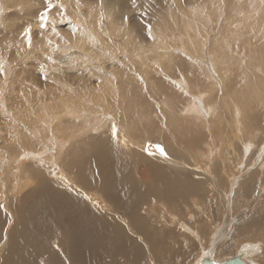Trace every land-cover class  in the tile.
Returning a JSON list of instances; mask_svg holds the SVG:
<instances>
[{
    "label": "bare ground",
    "instance_id": "bare-ground-1",
    "mask_svg": "<svg viewBox=\"0 0 264 264\" xmlns=\"http://www.w3.org/2000/svg\"><path fill=\"white\" fill-rule=\"evenodd\" d=\"M205 1L208 6L206 14L198 11L200 9L198 2H191V0L168 2L166 14L161 13V15H165L162 20L169 23L172 30L164 33L166 26L163 24V29L159 34L160 40L156 45L149 47L141 41L143 47L151 52V59L147 60L142 59L145 56L144 52L136 48L139 36L133 25L128 19L125 21L124 18L128 13L134 12L133 21L139 22L140 15L138 12L144 11L150 0H137L135 8L132 7L130 0H105L103 16L109 23V29L104 32L100 31L97 42L92 44L93 52L91 54L103 59H112L109 53H112L115 44H120L121 46H119L123 50L117 47L134 59H119V61H124V64L121 61L113 69V72H108L103 68L97 73L91 69L86 71L89 74L88 78L97 76L98 84L105 89V93L100 99L103 102L113 100L112 111L122 110L127 106V109L120 111V113L112 112L115 119H112L111 122L103 120L105 124L101 125L111 128L113 132L109 134L105 130L103 137L113 139L119 150L125 153V157L127 154L128 157L138 155L140 159L133 161L128 158L125 166L126 175H123V169L120 171L123 173H119L122 177L109 179V181L117 180L120 182L121 186L118 187H110L109 181L102 178V171L93 173L88 181L81 180V182L86 183L82 184L80 179L78 181L67 180L65 177L70 174H64L65 170L59 171L60 174L65 175L59 178L54 177V173L52 176L47 175L44 171L49 169L37 164V181L42 179L41 185H34L27 193H22L26 186L21 188L23 191L17 193L12 192L11 187H8L6 191L0 188V205H3L0 208V264H150L146 261L147 258L152 261V264H177L179 256L182 255L181 248L167 244L168 240H171V243L176 242L172 240L174 236L167 230L155 226V228H150L149 236L147 233L150 223L165 219L168 213L172 215V211L178 206L193 209L192 195H196L199 190L205 192V188L209 186L217 187L220 183L226 185L229 180V171L224 168V162L227 164V159L223 162L222 157H217L219 155V152L216 151L218 145L197 148L196 151L201 157L200 160L191 155L195 165L197 162H202V167L195 169V167L190 168L188 165L180 163L179 167L171 168L167 164L170 163L173 166L179 163L174 160L178 153L173 149V142L181 141V135H188L196 125L200 128L207 127L209 132L211 131V134L197 131L200 136L195 143H199L209 134L210 136L214 134L219 139L222 133L227 137V141L228 139L230 141L228 136L230 133L242 140L243 136L248 137L242 124L248 122L257 124L258 118H260L259 125L264 124V116L258 115L255 118H249L246 115V110L249 113L258 108L252 107V104L264 105V92L261 94L260 100L257 97L251 98L250 84L246 83L244 89H239L238 93L227 94L222 86L225 79L220 78L221 83L213 74L210 76L206 67L208 63L203 60L206 39L211 30L218 29V27L220 34L210 48V55L218 56L215 62L218 68L226 66V59H235L228 53V45L244 48L253 42L248 40L249 37L257 39L262 37L264 35L262 32L264 31V0ZM71 13L77 14L78 11L73 9L67 15L71 17ZM95 14L96 17L90 15V20H96L93 28L97 29L102 19L101 14ZM222 18H224V22L220 25ZM246 19H253L254 21L247 24ZM254 23L259 31L257 33L252 32L250 27ZM175 32H177L176 36L181 43V47L177 50L184 55H176L177 59H189L192 66L202 69V77L198 75L197 71L192 72L191 69L195 68L191 65H187L190 75L183 70L173 68L176 62L169 54L168 44L165 42L164 36L174 35ZM186 48L187 51H185ZM115 50L117 49L115 48ZM259 68L264 80V60L261 66L255 70L258 71ZM131 77L135 79L132 82L129 81ZM153 79L165 81L167 87L178 94L177 104H172L166 96L159 97L161 103H158L156 107H153L151 98L152 107L150 108H144L134 101L132 96L136 88H143L142 83L152 86ZM223 84L225 85V83ZM252 84L253 81H251ZM108 87L111 88V92ZM72 95L75 94L67 92L65 97ZM235 95L236 99L234 98ZM116 98H119L121 103H118ZM65 101L67 99L60 100L62 104ZM75 103L78 106V112L75 110L68 114L72 124L83 118L81 110L85 108L83 101L77 100ZM137 117L141 121L140 125ZM46 118V116H41L24 121L43 138L49 131L48 126L50 125L47 121H42ZM227 120L229 121L228 129L225 128ZM190 124L192 125L190 126ZM90 125L86 123L85 126L90 127ZM220 126H222L221 133L219 131ZM61 127H64L63 122H61ZM79 127L80 124L76 126V128ZM121 127L125 129L126 135L122 132ZM38 128H41V133L36 130ZM64 130L60 132V135L68 142L78 132L73 127L64 128ZM103 137L100 133L91 135V138ZM124 137L128 141L127 143ZM148 138L153 140L154 149L148 146ZM21 139L29 141L25 129H20L14 138V142L19 143ZM185 143L191 144V142ZM140 145L142 148L145 147L146 154L143 153ZM221 145L220 143V147L223 148ZM248 148L249 145H243L245 154L248 153ZM12 150L19 152L21 147L18 146ZM11 157L16 162L20 161V157ZM117 160L119 161V159ZM26 165L27 161H22L18 168L29 179L30 175ZM214 165L219 168L217 181V178L209 170ZM250 172H254L255 183L264 184V176L262 179L259 178L260 174L264 175V168ZM30 182L31 178L25 183ZM7 192L11 194V197H7ZM254 192L255 185L250 186L247 182H242L232 193L235 195L240 193L253 195ZM32 196H35V199L29 198ZM92 196L100 197L99 206L101 209L93 203ZM221 196L225 197L223 193ZM245 199L249 200L250 197ZM230 204H228L226 219L239 206V201L235 198L230 201ZM195 207H197L196 204ZM242 214L243 212L240 213V215ZM240 215L238 214L236 217L238 218ZM175 216H171L173 217L172 221L178 220L175 219ZM189 216H191L189 218L195 217L197 224L198 222L204 224L206 221L205 216L202 217L196 212ZM249 219H251L250 226L254 234L243 229L247 219L235 226L237 234H234L232 238L241 239L240 237H242L244 238L242 240H258L260 238L264 241V233H256L257 229L264 228V208L251 212ZM145 222L146 226L142 228L141 225ZM228 226L225 230L227 234L229 232ZM193 229L196 230L195 227ZM171 231L173 230L171 229ZM140 238L144 242H141ZM144 245L150 248L149 255L146 254ZM249 245H242L239 242L236 254L244 250V246ZM227 246L229 244H222L221 247L216 244L214 253L210 254L209 258L211 255L225 254L224 252L228 249ZM251 246H255L254 242ZM204 249L203 251H206ZM202 253L207 254V252ZM244 258L242 260L245 262V259H248L245 262L248 264H264V247L261 248L260 255L254 259L251 254L248 258Z\"/></svg>",
    "mask_w": 264,
    "mask_h": 264
},
{
    "label": "rangeland",
    "instance_id": "rangeland-1",
    "mask_svg": "<svg viewBox=\"0 0 264 264\" xmlns=\"http://www.w3.org/2000/svg\"><path fill=\"white\" fill-rule=\"evenodd\" d=\"M168 2H173V0H163L161 2L159 0H150L145 10L138 12L140 20L137 23L133 21L134 12L127 14V19L139 36L136 48L144 52L145 55L144 58L142 56H139V58L151 59L150 50L147 51L143 47V44L149 47L158 44L163 24L166 26L164 33L172 30L169 23L162 20L165 15H161V13L166 14ZM191 2H198L200 4L198 11L204 14L208 12L205 0H191ZM51 3L54 7L47 12V26L41 30L38 18L40 13L44 12L47 8L44 0H0V64L3 65V75H0V188L6 191L8 187H11L14 193L23 191L21 188L24 186L27 189L25 188L22 193L29 192L34 185H41L42 179H38L37 181V164L49 169L44 171L45 174L52 176L54 173V177L58 178L68 173L70 175L65 177L67 180L78 181L80 179V182L81 180L88 181V179H91L93 173L102 171V178L109 181L112 178L117 179L122 177L119 173H123L120 172L123 169V175H126L127 169L125 166L128 158L133 161L140 159L138 155L128 157L127 154L125 157V153L119 150L113 139L103 137L105 130L109 134L113 133L111 128L101 125L105 124L103 120L111 122L112 119H115L112 112L120 113V111L127 109V106L122 110L112 111L113 100L103 102L100 99V97H103L105 89L98 84L97 76L88 78L89 74L86 71L87 69H91V71L97 73L103 68V70L113 72V69L122 61H119V59H134L126 55L125 51H122L123 48L120 47V44H115L112 53H109L112 59H103L97 57L95 54H91L93 52L92 44L97 42L100 31L104 32L109 29V23L103 16L105 12V0H79V7H77V0H51ZM60 5H63V9H61ZM71 9H77L78 13H71L70 17L67 13L72 11ZM95 13L101 14L102 19L97 29L93 28L96 20H90V15L96 17ZM253 21V19L245 20L247 24H251ZM223 22L224 18L220 19L219 24L222 25ZM28 26L32 28L31 48L28 47L22 36L24 29ZM250 27L252 28V32H259L255 23L253 26L250 25ZM218 29L220 30L219 27ZM218 29L211 30L206 39V46H204L203 60L208 63L206 67L210 76L213 74L218 82L221 83L220 78L225 79V82H223L225 85L222 83V86L224 92L227 94L237 92L239 89L243 90L244 85L249 83L252 93L251 98L257 97L260 100V96L264 92V80L262 79L260 68L258 71L255 69L260 67L264 60V35L258 39L249 37L248 40H252L253 42L248 47L236 48L228 45V53L235 59H226V66L218 68L215 65L218 56L210 55V48L217 41L220 34ZM177 32L174 35L164 36V40L168 44L171 58L176 62L173 68L188 73L189 68L187 65L192 66L189 59H177L176 57V55L184 56L181 51L177 50L181 47L180 40L176 36ZM185 51H187V48ZM122 63L124 64V61ZM194 68L196 70L191 69L192 72L195 73L197 71L198 75L202 77V69ZM188 75L190 74L188 73ZM134 80L131 77L129 81L132 82ZM251 81H253L252 85ZM142 86L143 88H136L132 96L138 105L150 108L153 104V107H156L158 103H161L160 96H166L172 104H177L178 94L171 91L165 81L153 79L152 86H149V84L144 85V83H142ZM108 88L111 92V88ZM67 92H73L75 95L65 97ZM151 98L152 104L150 102ZM234 98L236 99V95ZM61 99H67V101L62 104L60 102ZM77 100L85 103V108L81 110L83 118L72 124L68 114L75 110L78 112V106L75 103ZM116 101L121 103L119 98H116ZM251 106L258 108L254 112L249 113L246 110V115L249 118H255L258 115L264 116L263 104H259L258 106L252 104ZM41 116H46L47 118L42 121H47L50 124L48 126L49 131L43 138L24 121ZM60 116L63 117L60 118ZM49 117H51V120H49ZM137 119L140 125L141 121H139L138 117ZM259 120L260 118L257 119V124L254 122L242 124L248 134L247 138L243 136L241 140V138H236L230 133L228 135L230 141L229 139L228 141L232 143L227 141V137L223 133L219 136V140L214 134L210 136L211 131L209 132L207 127L200 128L197 125L188 135H181V141L173 142V149L178 153V156L174 160L179 163L173 166L170 163L167 164L171 168L179 167L180 163L188 165L190 168L195 167V169H197L196 167H202V162V164L197 162V166L195 165L191 155L200 160L201 157L196 151L197 148L218 145L219 147L216 151L219 152V155L217 157H222L223 162L227 159V164L224 162V168L229 171V180L226 182V185L220 183L217 187L209 186L205 188V192L199 190L196 192L198 195H192L193 209L178 206L180 210L178 207L174 208L172 215L168 213L165 219L150 223L149 232L147 233L149 236L150 228L155 227L167 230L174 236L172 240L176 242L171 243V240H168L167 244L181 248L182 255L179 256L177 264L200 263L202 258L209 257L210 254L214 253V246L216 244L219 247L222 244H229L227 246L229 251L227 252L228 249H226L225 254L211 255L210 258L214 261H223L237 255V245L239 242L242 245L250 244L249 246H244V250L246 251L245 258H248L250 254L253 259L260 255V250L264 247V241L260 238L258 240H242L244 239L242 237H240L241 239L232 238L234 234H237L235 226L247 219L248 221L243 229L254 234L250 226L251 219H249V216L254 210L264 208V184L255 183L253 178L254 172H250L256 169L263 170L264 168V124L260 126ZM61 122H63L64 127H61ZM85 122L91 124L90 127L85 126ZM79 124L80 127L76 128ZM228 125L229 121L227 120L226 129H228ZM44 126L43 128L46 130ZM68 127L78 130L75 137L71 138L69 142L60 135V132L65 131L64 128ZM221 127H219L220 133ZM19 128L25 129L29 141L21 139L19 143L14 142V138L20 131ZM36 130L41 133V128ZM121 130L126 135L123 127H121ZM197 131L202 133L209 132L210 134L199 143H195L196 139L200 136ZM97 133H100L104 139L91 138V135ZM207 138L208 140H206ZM124 140L126 141L125 137ZM184 141L191 142V144H186ZM220 143L223 148L220 147ZM243 145H249L248 153L246 152V154L243 151ZM18 146L21 147V150L14 152L12 149ZM140 146L142 148V145ZM148 146L152 149L155 148L151 138H148ZM142 151L144 154L147 152L145 147L142 148ZM11 156L20 157V161H14ZM22 161H27L26 168L31 178L30 183H25L30 178L28 179L24 172L18 168V165ZM237 164H240V166H237ZM63 170H65L64 174H60L59 171ZM209 170L217 178V181L219 177H217L219 174L218 166L214 165ZM263 176V174H260L259 178L262 179ZM242 182H247L250 186L255 185L253 195L249 193L235 195L232 193ZM81 183L86 184L85 182ZM109 185L110 187H118L121 186V183L117 180H111L109 181ZM76 187L78 186L76 185ZM222 193L225 197L221 196ZM6 195L7 197H11L9 192ZM197 196H199L198 199ZM246 197H250V199L246 200ZM29 198L35 199V196ZM235 198L238 199L239 206L226 219L228 204ZM92 199L93 203L101 209V206H99L100 197L92 196ZM195 204L197 207H195ZM230 207L232 208L231 204ZM196 208L199 209L197 210ZM223 209L225 210L223 211ZM195 212L202 217L205 216L206 221L204 224L195 223L197 222L195 217L189 218L191 217L189 215H194ZM242 212L243 214L240 215ZM238 214L240 217L237 218ZM173 215H176L175 219L178 220L172 221L173 217L171 216ZM156 217L158 218V216ZM195 224L197 225L194 226ZM141 226L144 228L146 222ZM227 226L229 227L228 234L225 231ZM256 233H264V228L257 229ZM140 241L144 242L141 238ZM253 242L255 246L252 247L251 244ZM145 245L147 244L145 243ZM145 245L144 249L146 254L149 255L151 250ZM211 245H213L212 248ZM203 249L206 251H203ZM202 252H207V254H203ZM245 260L247 261L248 259ZM146 261L152 264V261L148 260V258Z\"/></svg>",
    "mask_w": 264,
    "mask_h": 264
},
{
    "label": "snow or ice",
    "instance_id": "snow-or-ice-1",
    "mask_svg": "<svg viewBox=\"0 0 264 264\" xmlns=\"http://www.w3.org/2000/svg\"><path fill=\"white\" fill-rule=\"evenodd\" d=\"M45 4L47 5V8L45 9L44 12H41L39 15V28L41 30H43L48 23V16H47V12L48 10H50L52 7H54V5L51 3V0H44ZM130 3L132 5L133 8L136 7L137 5V0H130ZM61 9H63V5H60ZM77 7H79V0H77ZM63 14V13H61ZM66 18V17H65ZM125 21L127 20V17L124 18ZM55 30V29H53ZM22 36L25 39V43H27L28 47L31 48L32 47V28L31 26H28L24 29ZM49 43H51V41H49ZM21 51H23V49H21ZM17 55H19V53H17ZM49 59H51V57H49ZM0 75H3V65L0 64ZM3 205H0V208H2Z\"/></svg>",
    "mask_w": 264,
    "mask_h": 264
},
{
    "label": "water",
    "instance_id": "water-1",
    "mask_svg": "<svg viewBox=\"0 0 264 264\" xmlns=\"http://www.w3.org/2000/svg\"><path fill=\"white\" fill-rule=\"evenodd\" d=\"M246 251H239L237 255L223 261H214L212 258L205 257L197 264H246L242 259L245 257Z\"/></svg>",
    "mask_w": 264,
    "mask_h": 264
}]
</instances>
